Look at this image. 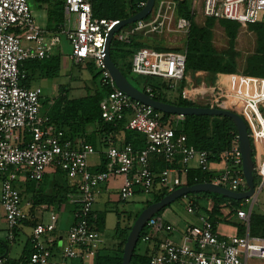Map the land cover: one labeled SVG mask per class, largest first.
I'll return each instance as SVG.
<instances>
[{"label":"built area","instance_id":"2783aa9c","mask_svg":"<svg viewBox=\"0 0 264 264\" xmlns=\"http://www.w3.org/2000/svg\"><path fill=\"white\" fill-rule=\"evenodd\" d=\"M145 2L140 0L138 5L142 7ZM63 5L67 26L62 31L71 46L70 58L82 64L93 62L99 72L100 86L107 88L99 101L101 117L108 121L124 120L126 128L143 133L144 143L134 147L108 134L101 138L104 146L98 149L84 137L65 135L47 113H40V88L22 83L27 72L20 65L27 59L48 57L59 39L46 38L33 19L28 0H0V204L8 236L13 239L18 225L29 217L17 181L30 179L40 183L50 169L79 176L78 181L67 184L71 190L68 196L77 202V207L65 240L58 243V235L53 233L58 212L51 210L50 221L43 223L38 219L32 226L33 249L28 256L11 263L10 257L0 255V264H66L55 259L56 251L51 248L55 241L65 258L84 259L95 254L103 240L95 225L93 205L100 187L117 174L122 176L118 189L122 200L137 191L168 193L188 184L191 169L200 172L192 176L196 182H212L236 191L247 188L237 133L219 160L210 159L212 152L189 143L180 129L184 114L174 113L164 118V111L131 97L116 85L106 65L105 41L108 30L118 19L95 16L92 0H64ZM174 11V0H158L150 18L136 20L129 30L120 28L116 36L129 41L139 29L143 33L163 30ZM202 11L205 16L235 19L242 25L264 22V0H203ZM175 24L187 30L190 20L176 15ZM185 55L186 51L139 47L132 53L131 71L167 79L173 87L176 81L184 80ZM230 77L227 84L222 85L223 81L215 87L217 94L214 91L205 97L199 86L186 83L179 94L198 102L200 92L205 97L203 102L210 106L232 109L238 105L239 112L235 111L244 118L253 141L256 176L253 193L243 198L236 211L246 222V230L240 235H220L215 223L189 199L186 210L199 211L201 224L186 223L180 241L172 238L176 229L160 214H153L146 221L145 224L161 233L159 237L142 236L144 242L151 244L149 264H246L250 256L264 258V235L249 232L251 207L264 185V76L233 73ZM146 88L150 90L149 86ZM97 151L104 153L105 160H100L103 168L95 170L89 168L87 159ZM160 160L167 164L160 166ZM220 162L222 167L216 165ZM241 252L243 259L238 255Z\"/></svg>","mask_w":264,"mask_h":264},{"label":"trees","instance_id":"16d2710c","mask_svg":"<svg viewBox=\"0 0 264 264\" xmlns=\"http://www.w3.org/2000/svg\"><path fill=\"white\" fill-rule=\"evenodd\" d=\"M140 0H92L93 14L102 18H123L130 16L137 12L141 6L138 5ZM64 0H56L54 8L52 9V15L58 20H61L64 15ZM176 15H182L190 20V28L188 30L186 38V55H185V67L191 70H206L210 74L216 72L235 73L236 69V57L237 52L235 47V38L237 33V27L240 23L231 26H224L225 33L228 37V46L222 51H218L212 42V24L210 22L197 25L193 21L194 13L189 0H177ZM231 20V19H230ZM238 22V21H237ZM248 28L254 30L256 33V45L254 51L245 57L244 67L242 72L245 74L264 76V22H249ZM143 34H134L129 41H123L117 37H113L110 44V54L112 60L116 65L127 75L129 80L139 87L140 89L152 93L154 98L173 102L179 105H202L192 100L181 97L178 94L177 101H170L166 97V93L172 87L170 81L163 79L155 75H141L139 84L137 85L132 81L128 74H135L131 71V56L136 48L146 45L144 42ZM143 37V38H142ZM150 48H156L163 50L162 46H150ZM58 52L51 53L48 57L27 59L23 61L20 68H24L27 72L25 78L22 79V83L29 86L27 78L29 74L36 72V69L42 70L39 72L41 75L51 76L57 73L59 57ZM78 65V69L81 68L82 63L75 62ZM87 67L92 69L94 67L93 62H87ZM83 65V66H85ZM96 73L92 76L93 82L88 88L91 89L86 92L85 95L78 97H68V85L62 84L59 86L58 95L54 98L52 103H48L47 98L45 104L50 105V113H47L51 119L58 125L64 128L65 135L71 138L84 137L87 141L91 142L95 147L100 149L104 146L102 137L104 135L111 134L114 139H119L122 143H131L134 147L141 146L144 143L143 133L126 128L124 126V120L108 121L101 117L99 101L101 97L106 93L107 88L101 87L98 80H95ZM156 80V81H153ZM183 85L181 82L180 87ZM149 86L150 90L146 88ZM42 94H40V99ZM43 99V98H42ZM41 99V100H42ZM46 113V112H45ZM171 113L163 112V117L170 116ZM87 124H95L96 129L92 134L85 132ZM66 125L67 127H65ZM180 129L187 135V140L197 148L208 149L212 152L210 159L219 160L221 153L231 142L233 136L237 133L236 126L231 117L227 115H211V114H185L180 122ZM97 134V136H96ZM99 137V141L97 138ZM252 146V155L254 152L253 141L250 137ZM102 160H105L104 153L102 154ZM166 165V162H163ZM103 163L95 166L92 169H102ZM193 174L200 175L199 170L191 169L189 177L187 179L188 184H192L196 181L192 179ZM256 176H254V179ZM67 185V184H65ZM67 190L70 187L67 185ZM71 191V190H70ZM166 192L158 194L156 200L164 196ZM192 194L191 199L198 205L200 211L206 213L208 217H213L214 220L219 216L227 217L230 214L237 216V209L240 206V202L243 199H235L223 194L212 191H195L187 193ZM40 196L37 201H39ZM48 197V198H47ZM44 199L52 200V196H43ZM161 209L156 212L159 214ZM238 217V216H237ZM38 219H30V217L22 220V223L31 224L32 226ZM212 222L215 223V221ZM96 228L102 225V217L95 218ZM19 226L15 230L14 237L19 232ZM130 225L121 228L119 223L116 224V236L119 238L118 247L119 253L112 255L105 251L107 246H103L95 253L97 256L96 264H121L123 245L130 229ZM245 226L240 225L238 227V235L243 234ZM249 232L251 234L264 235V212H250L249 218ZM148 234L152 236L150 226L145 224L139 234L136 246L133 250V254L130 260V264H149V255L151 253V247L149 242L145 245L143 251H136V247L139 240H142V236ZM57 241L53 246H56ZM1 243V241H0ZM6 251H0V255H8V245L4 244ZM33 246L30 241V233L25 243L23 254L17 259H11L13 263L17 260H22L28 256L32 251ZM56 255V254H55ZM54 255V256H55ZM81 260V259H79Z\"/></svg>","mask_w":264,"mask_h":264},{"label":"rangeland","instance_id":"374dc122","mask_svg":"<svg viewBox=\"0 0 264 264\" xmlns=\"http://www.w3.org/2000/svg\"><path fill=\"white\" fill-rule=\"evenodd\" d=\"M175 1V11L173 13V17L171 18L168 27H164L163 30H160L158 32H148V33H143L142 30H136L135 34H143L141 36L145 37L143 40L146 43V45H143L141 47L145 48H150V46H162L163 50H180V51H186V38L188 34L189 28L186 30H181L176 27L175 24V16H176V8H177V0ZM191 7L193 9L194 17L193 21L197 25H202L203 23L210 22L212 24L211 30H212V42L214 47L218 51H222L228 46V37L225 33V27H229L231 25H235L239 22L235 19H229V18H215L212 16H205L203 11H202V4L203 0H189ZM30 7H31V13L33 16L34 21L41 26L40 28L42 29L43 33L46 34L47 29L45 28V23H44V18H45V9L42 7V2L41 0H28ZM158 2V0H155V4ZM196 5V8L194 7ZM151 16V12L147 14L144 18L148 19ZM59 26L66 27L65 23V18L63 20H60ZM136 24V21L127 23L121 27L120 30L126 31L131 29V27ZM63 25V26H62ZM227 25V26H226ZM118 32V31H117ZM117 32L114 33L113 37H117L116 34ZM142 37V38H143ZM59 41L57 44L53 47V52H58L62 57L68 58L71 53V46L70 43L67 40V36L64 32H60L58 35ZM235 47L237 52H239L238 56L236 57V69L237 72L234 74L240 75L242 74V69L244 67V61L245 57L250 54L251 52L254 51L255 45H256V33L254 30H251L248 28V25H242L240 24L237 27V33H236V38H235ZM63 68V67H62ZM59 71L57 76H52L51 78H45V79H37L36 76L33 74H29L27 78V83L29 84L30 87H35L39 85L41 87V92L42 94V100L40 99V113H50V105L45 104V100L48 99V103H50L51 98L58 92V88H56V85L58 83L62 82H67L69 78V73L70 69L77 72L79 71V74L81 75V78L83 80V85L85 86L86 84L90 86L93 82L94 79H92V76L96 73L95 80H98L99 78V72L97 67H93L90 69V67L83 66L78 69V66L76 64H73L72 60H68V66L67 69L62 71ZM194 71L191 69H187L184 80H188L193 76ZM129 77L132 79L134 83L137 85L139 84V80L141 76L137 74H128ZM206 79H209L210 77L212 78L211 82L216 79L217 77L213 74H207L205 76H202ZM201 76L196 77V83L202 79ZM223 78V77H222ZM184 80H178L175 82L173 87L167 91L166 97L170 101H177L178 99V94L180 90V85L181 82ZM153 81H156L153 79ZM195 81V78L193 82ZM207 81V80H206ZM223 81V80H222ZM220 81L219 84L222 83ZM208 82V81H207ZM195 83V82H194ZM209 83V82H208ZM72 91L71 94L79 92L80 88H78L80 82L77 83H72ZM76 84V85H75ZM218 84V85H219ZM55 85V87H54ZM230 84L228 85V87ZM93 85L91 89L93 90ZM74 95V94H73ZM72 95V96H73ZM196 102V101H195ZM203 105H207V103L204 102H197ZM234 110L239 112L238 105L233 106ZM174 113H171L170 116H173ZM89 128H92V126H89ZM17 132V130L12 132V140L14 138V134ZM99 141V137L97 138ZM91 153L88 156V163H89V168H92L91 163L93 161H100L101 158H99L98 153ZM161 161V160H160ZM213 162H211V165ZM163 161L160 162V166H163ZM219 167L223 166V163H217ZM55 173H58V176L62 179H64V184H69V181H78L79 176H71L67 174L64 171H56ZM28 181L32 182L33 184L36 185V182L33 180L28 179ZM122 181V176L120 174L111 176L106 182V186H113L114 189H110L109 193H105V195L101 196L99 200L94 203L93 209H96L99 212H103L104 215V222H103V227L102 225H99L97 227L98 231L100 232V236L102 237V247L103 244L111 245V241L114 237L117 238L116 236V224L117 222L119 223L121 228H124L127 225L132 224L133 220L135 217L139 214V212L144 208L146 205L149 203L153 202L156 200L158 197L154 191H137L133 195L129 196L125 200H122L119 194V186ZM16 182V186H18ZM55 191V189H52ZM193 196L192 194L190 195H182L180 197H177L176 199L170 201L165 207L161 209L159 214L162 216V218L165 221H169L175 229L178 231V233L183 232L184 225L186 223H191V224H201L200 218H199V211L197 212H188L186 210V204L189 200V197ZM251 198H249V201L247 202V205H250ZM64 208L59 209L56 207L57 205H53L50 203L48 207H40L33 205V210L38 217L39 220H41L43 223H46L50 221V211L54 209L56 212H58V218L56 221L57 229L53 231L56 235H59V237L62 240H65L68 228L70 224L74 221L75 216H74V210L76 209L77 205L75 203L70 202L69 200H65L63 202ZM251 210L253 212H264V185L257 194V199L253 202ZM1 213H3L4 216V210L0 204V251L4 250L6 251V248L4 247L8 245L9 250H8V255L12 256L15 253V250L23 244V242L26 240L27 235L31 231V226L29 225H22V232H19L18 235L14 237L12 240L8 236V229L5 226L4 221H2V216ZM204 213V212H203ZM156 214V213H155ZM206 215V213H204ZM208 217V215H206ZM210 220H214L213 217H208ZM215 221V228L217 232L222 235V236H227V235H232V234H238V227L240 225L245 226L246 230V222L243 221L241 218L237 217L236 215L230 214L227 217L224 216H219L217 217ZM57 230V232H56ZM176 230L171 234L172 238L176 241L181 240V235H179ZM150 231L152 235H157L158 237L161 235V233L158 232V230L155 227H150ZM110 241V242H109ZM145 243L143 240H139L136 251H143L145 248ZM53 252L56 251L58 253V258L63 260L66 264H69L73 259L71 258H65L62 254L61 248L52 246L51 247ZM58 249V251L56 250ZM207 250H210V247L206 248ZM18 250V249H17ZM240 258H244L243 253L238 254ZM246 264H264V258L263 257H258V256H250L247 258Z\"/></svg>","mask_w":264,"mask_h":264},{"label":"water","instance_id":"95a60500","mask_svg":"<svg viewBox=\"0 0 264 264\" xmlns=\"http://www.w3.org/2000/svg\"><path fill=\"white\" fill-rule=\"evenodd\" d=\"M155 0H146L145 4L134 14L118 18V20L110 27L105 41V61L107 68L114 79L117 86L122 88L131 97L143 101L156 109L169 113L182 114H211V115H227L232 118L238 135L239 148L242 158V171L245 177L247 188L245 190L236 191L226 187L216 185L212 182H196L192 184H183L166 193L160 199L155 200L146 205L133 220L130 229L127 233L123 250L121 264H130L133 250L139 238L140 231L145 225L150 216L165 207L170 201L177 197L184 196L187 193L195 191H212L223 194L225 196L243 199L249 197L254 191V160L252 156V146L250 134L244 118L235 110L210 106V105H179L173 102L163 101L154 98L146 91L134 85L127 75L119 68L111 58L110 44L114 33L117 32L123 25L136 21L149 14L154 6Z\"/></svg>","mask_w":264,"mask_h":264},{"label":"crops","instance_id":"0c3cea01","mask_svg":"<svg viewBox=\"0 0 264 264\" xmlns=\"http://www.w3.org/2000/svg\"><path fill=\"white\" fill-rule=\"evenodd\" d=\"M41 2H42V7H44V9L46 11L45 12V18L43 20H44V23L46 25L45 28L47 29V32H48V33H46L44 35L46 36L47 39L50 38V37H55V36L58 38L59 33L62 31V28L59 26L61 21L56 19L52 15L53 14L52 13V9L54 8V3L56 2V0H41ZM194 7L196 8V5ZM65 17H66V14L64 13V15L62 17L63 20H64ZM57 57H59V64H58L59 67H58V70H57L56 74L51 75V76H45V75L39 74V72H42V70L36 69L37 71L34 72L33 75L36 76V78L40 80V79H45V78H51L52 76H57L62 67H63L62 71L66 70L67 66H68V60L71 59L70 56L68 58H66V57L64 58L59 53L58 56H56L55 58H57ZM72 62H73V64H76L77 66L79 65V64L75 63L73 60H72ZM82 65H85V64H82ZM82 65H80V66L82 67ZM193 71H194V74H193L194 77H191L188 80H184L183 84L186 83V84H193V85L199 86L198 87L199 91H202V92L205 91L204 92L205 97L210 95L212 92L214 93V91L217 94L218 92H217L216 88L218 87V84L220 83V81H222V80L224 81V82L222 81L223 82L222 85L223 84H227L228 81H229V77L231 76V74H233V73L216 72L213 75H215L217 78L214 79L212 82H211V80H212L211 77L209 79H206L209 82L208 83L205 80V78L202 77V76L207 75L209 72H207L206 70H201V69L193 70ZM197 76H201L202 79L199 80L196 83V77ZM194 78H195V81H194L195 83L193 82ZM77 82H80V84L78 86V88H80L79 89L80 91L77 92V93H73L74 94L73 95V94H71L72 88H70V87H72V85H73L72 83H77ZM62 84L68 85V97L82 96V95H85L88 90L91 91V89L88 88L87 84L85 86L83 85V80L81 78V75L79 74V71L77 73V72H75V71H73L71 69H70L68 81L67 82L58 83L56 85V88L59 89V86L62 85ZM35 87H39L40 91H41V87L39 85H37ZM54 87H55V85H54ZM213 89H215V90H213ZM41 94H43V93L41 92ZM57 95H58V92L51 98L50 103L53 102L54 98ZM198 95H199V98H198L197 101L198 102H203L205 97L204 96L202 97L200 92H198ZM64 126L67 127L66 125H64ZM89 126H92V128H89ZM57 127H60L64 131V128H62L61 126L57 125ZM95 129H96V125L95 124H87L84 130H85V132L87 134H92ZM64 133H65V131H64ZM96 136H97V134H96ZM98 153H99L98 157L102 159L103 152L99 151ZM98 165H100V161L99 160L98 161H93L91 163L92 168H94L95 166H98ZM56 171H59V170H54V169L48 170L45 173V176L41 180V182L40 183H36V185L33 184L32 182L28 181L27 179L26 180L17 181L18 182L17 184L19 186L18 188H19V190L21 192V196H22L23 208H24V210L26 212H28L30 219H34V218L38 219V217H36V215L34 213L33 205H35L34 207H36V206L48 207L50 205V203H51L54 206L57 205L56 207H58L59 209H63L64 208L63 202L65 200H69L70 202L77 204V202H75L72 197L68 196V193H69L70 190L69 191L67 190V185L64 184V179L60 178L58 176V173H55ZM52 189H55V191L52 190ZM110 189L113 190L114 187L113 186H106L105 184H103L100 187V189H99L98 197H97L96 202L99 200V198L101 196L105 195V193H109ZM40 196H42L41 197L42 199L37 201V199ZM43 196H52V200H48L47 201L46 199L43 198ZM27 201H29L30 204H26ZM52 210H54V209H52ZM93 213H94V219L99 216V217H102L103 222H104L103 212H99L96 209H93ZM1 216L3 218L2 221H4L5 226H6L5 217L3 216V213H1ZM103 222H102V227H103ZM22 225L31 226V224L22 223L19 226V232H22V228H23ZM95 225H96V221H95ZM184 227H185V225H184ZM19 232L16 235H18ZM56 232H57V230H56ZM176 232L178 233V231H176ZM58 234L61 235V233H59V232H58ZM178 234L181 235L180 232ZM28 235H27V238H28ZM59 235H58V239H59L58 243H59V241L61 239L59 237ZM27 238L23 242V244L20 246V248L18 247L17 248L18 250L17 249L15 250L14 255H12V256L9 255V257L11 259H17L23 254ZM111 242H112L111 245L109 243V245H107V248L105 249V251L110 253V254H112V255H115L117 252L119 253V247H118L119 238L118 237L117 238L114 237ZM103 246L105 247L106 244H103ZM8 250H9V247H8ZM56 250L58 251V249H56ZM96 256H97L96 254H93V255H91L89 257H86L84 259H81V260L73 259L69 264H96V258H97ZM57 258H58V253H56V255H55V259H57Z\"/></svg>","mask_w":264,"mask_h":264}]
</instances>
